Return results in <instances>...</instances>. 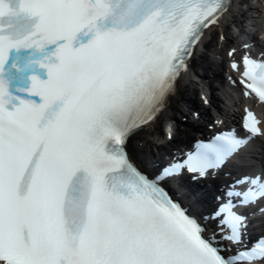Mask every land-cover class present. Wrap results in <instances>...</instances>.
<instances>
[{
	"label": "snow or ice",
	"instance_id": "1",
	"mask_svg": "<svg viewBox=\"0 0 264 264\" xmlns=\"http://www.w3.org/2000/svg\"><path fill=\"white\" fill-rule=\"evenodd\" d=\"M264 4V0H258ZM249 16L254 17L255 4ZM245 0H0V264H264L244 209L264 201V166L240 168L207 230L164 186L264 144V52ZM220 29L235 129L150 175L129 155L151 128L206 32ZM205 98V103H207ZM223 120H217L218 126ZM264 165V152L260 154ZM264 213V207L260 209Z\"/></svg>",
	"mask_w": 264,
	"mask_h": 264
},
{
	"label": "bare ground",
	"instance_id": "2",
	"mask_svg": "<svg viewBox=\"0 0 264 264\" xmlns=\"http://www.w3.org/2000/svg\"><path fill=\"white\" fill-rule=\"evenodd\" d=\"M175 108L176 109H178V106H175ZM173 115V113H171L170 114V116H172ZM168 116V115H167ZM186 139H193V137L191 136V134L189 133V134H186ZM140 140H138L137 141V144L139 143V142H141L142 144H144V145H146L147 143H149L150 142V140H149V137L147 136V137H141V138H139ZM141 152H142V154H144L145 155V153L142 151V150H140ZM146 156V155H145ZM147 157V156H146Z\"/></svg>",
	"mask_w": 264,
	"mask_h": 264
}]
</instances>
